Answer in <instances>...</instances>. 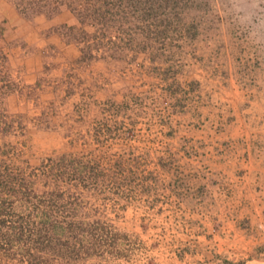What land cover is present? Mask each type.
<instances>
[{
	"label": "rangeland",
	"instance_id": "obj_1",
	"mask_svg": "<svg viewBox=\"0 0 264 264\" xmlns=\"http://www.w3.org/2000/svg\"><path fill=\"white\" fill-rule=\"evenodd\" d=\"M1 1L103 65L73 107H0V264L264 258V0Z\"/></svg>",
	"mask_w": 264,
	"mask_h": 264
},
{
	"label": "crops",
	"instance_id": "obj_2",
	"mask_svg": "<svg viewBox=\"0 0 264 264\" xmlns=\"http://www.w3.org/2000/svg\"><path fill=\"white\" fill-rule=\"evenodd\" d=\"M56 22L43 16L27 20L12 5L0 0V53L5 58L2 69L14 86L8 89L6 81L0 78V107L23 122L38 121L44 111L55 107L62 98L69 106H75L78 87L72 85L67 93V84L88 77L93 64L103 65H82L78 61L79 48L67 44L53 31ZM248 262L264 264V258L253 257Z\"/></svg>",
	"mask_w": 264,
	"mask_h": 264
},
{
	"label": "trees",
	"instance_id": "obj_3",
	"mask_svg": "<svg viewBox=\"0 0 264 264\" xmlns=\"http://www.w3.org/2000/svg\"><path fill=\"white\" fill-rule=\"evenodd\" d=\"M52 0H14V4L24 15L33 16L35 14H39L42 12H48L51 9H54V5H52ZM92 59L95 58L92 54H88L86 52L83 53L82 58ZM5 114H0V133L6 134L13 128V122L6 121L3 118Z\"/></svg>",
	"mask_w": 264,
	"mask_h": 264
}]
</instances>
